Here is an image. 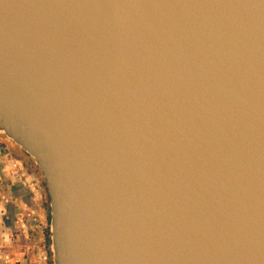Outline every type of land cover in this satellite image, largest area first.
Segmentation results:
<instances>
[{
    "label": "water",
    "instance_id": "water-1",
    "mask_svg": "<svg viewBox=\"0 0 264 264\" xmlns=\"http://www.w3.org/2000/svg\"><path fill=\"white\" fill-rule=\"evenodd\" d=\"M0 133L54 264H264V0H0Z\"/></svg>",
    "mask_w": 264,
    "mask_h": 264
},
{
    "label": "crops",
    "instance_id": "crops-1",
    "mask_svg": "<svg viewBox=\"0 0 264 264\" xmlns=\"http://www.w3.org/2000/svg\"><path fill=\"white\" fill-rule=\"evenodd\" d=\"M21 166L18 163L15 171L37 178ZM12 174L11 168L0 165V264H49L50 249L43 243L34 246L38 227L33 224L44 204L40 184L24 187Z\"/></svg>",
    "mask_w": 264,
    "mask_h": 264
},
{
    "label": "rangeland",
    "instance_id": "rangeland-1",
    "mask_svg": "<svg viewBox=\"0 0 264 264\" xmlns=\"http://www.w3.org/2000/svg\"><path fill=\"white\" fill-rule=\"evenodd\" d=\"M19 147L12 141L10 140L6 135L4 134H1L0 133V151L2 150L3 152L6 151L7 149H9L10 153H11V156L13 157V160H14V163L15 165L12 167V166H8L9 168L12 169V171L14 172L15 171V166L18 165V163L23 166V168H27L28 167L26 166L25 162L21 159H18L17 158V154H19V150L21 149H18ZM3 162H4V159H3ZM2 164V163H0ZM20 166V165H19ZM21 166V167H22ZM1 167L4 169L3 167V164L1 165ZM36 175V174H35ZM33 176V175H32ZM37 176V175H36ZM35 178V182L37 180H39V184H40V187H41V192H42V198H43V206L41 205L40 207V212L38 215H36V218H37V222L34 225L38 227V229H35V239H36V243H34V246L35 248L36 247H40V244L39 243H43L45 244L49 249H50V246L48 244V241H47V237L45 235V231L48 227H51V213H50V198L47 196V193H48V190L46 191V187L42 181V179L40 177L37 176L34 177ZM39 184H31V185H39ZM11 198V197H10ZM49 217H50V220H49ZM51 250H52V245H51ZM53 253V251H52ZM49 264H54L53 262V255L52 257L49 255Z\"/></svg>",
    "mask_w": 264,
    "mask_h": 264
},
{
    "label": "built area",
    "instance_id": "built-area-1",
    "mask_svg": "<svg viewBox=\"0 0 264 264\" xmlns=\"http://www.w3.org/2000/svg\"><path fill=\"white\" fill-rule=\"evenodd\" d=\"M3 159H4V162H3ZM0 163L3 164V167L4 168H8V166H14L15 163H14V160H13V157L11 156V153L9 151V149H7L6 151H0ZM0 164V165H2ZM15 168V167H14ZM29 173H27V171H14L13 172V176H14V179H18L20 184H22L24 187H27V185L29 184H39V180H37L36 182L34 181L35 178L33 177H30V175H27Z\"/></svg>",
    "mask_w": 264,
    "mask_h": 264
},
{
    "label": "trees",
    "instance_id": "trees-1",
    "mask_svg": "<svg viewBox=\"0 0 264 264\" xmlns=\"http://www.w3.org/2000/svg\"><path fill=\"white\" fill-rule=\"evenodd\" d=\"M18 149H20V148H18ZM18 152H19V154L16 155L17 158L23 160L25 162L26 166L28 167V169L42 179V181H43V183H44V185L46 187V191H47L46 181H45V179H44V177L42 175V172H41L39 166H37L35 164L34 160L29 155H27L22 149H20ZM47 196H48V193H47ZM49 220H50V217H49ZM45 235L47 237V241H48V244L50 246L49 255L52 257L53 253H52V250H51L52 241H51V230H50V227H48L46 229Z\"/></svg>",
    "mask_w": 264,
    "mask_h": 264
}]
</instances>
